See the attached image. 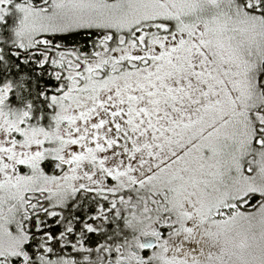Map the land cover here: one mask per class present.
Returning a JSON list of instances; mask_svg holds the SVG:
<instances>
[{
    "label": "snow or ice",
    "instance_id": "1",
    "mask_svg": "<svg viewBox=\"0 0 264 264\" xmlns=\"http://www.w3.org/2000/svg\"><path fill=\"white\" fill-rule=\"evenodd\" d=\"M0 264H264V0H0Z\"/></svg>",
    "mask_w": 264,
    "mask_h": 264
}]
</instances>
